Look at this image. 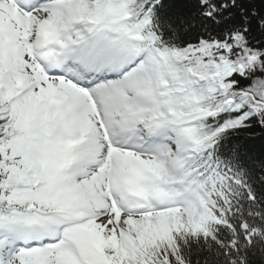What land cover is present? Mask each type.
I'll return each mask as SVG.
<instances>
[{
    "label": "snow or ice",
    "instance_id": "obj_1",
    "mask_svg": "<svg viewBox=\"0 0 264 264\" xmlns=\"http://www.w3.org/2000/svg\"><path fill=\"white\" fill-rule=\"evenodd\" d=\"M0 264H264V0H0Z\"/></svg>",
    "mask_w": 264,
    "mask_h": 264
}]
</instances>
